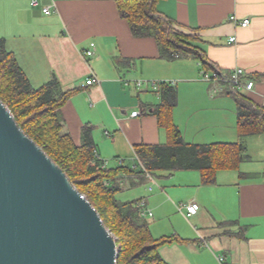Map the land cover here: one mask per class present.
<instances>
[{
    "label": "crops",
    "instance_id": "crops-1",
    "mask_svg": "<svg viewBox=\"0 0 264 264\" xmlns=\"http://www.w3.org/2000/svg\"><path fill=\"white\" fill-rule=\"evenodd\" d=\"M118 1L41 0L34 6L0 0V38L35 88L57 79L65 90L77 89L61 109L66 131L81 145L83 129L91 127L105 166L124 168L125 190L137 189L135 199H145L154 213L153 236L174 239L159 247L168 264H264V160L252 163L245 144L251 136L239 135L237 105L226 85L227 75L242 69V82L255 85L240 90L264 108V0L158 2L179 30L195 36L209 71L193 57L163 58L154 38L133 34ZM234 15L249 25L233 22ZM92 43L95 54L87 57ZM204 71L219 78L206 81ZM92 76L99 82L87 85ZM137 81L177 89L171 120L186 142L242 141L247 158L238 169L219 170L213 184H204L197 170L141 173L136 147L165 144L168 135L155 113L160 91ZM192 203L199 209L189 215Z\"/></svg>",
    "mask_w": 264,
    "mask_h": 264
},
{
    "label": "trees",
    "instance_id": "trees-1",
    "mask_svg": "<svg viewBox=\"0 0 264 264\" xmlns=\"http://www.w3.org/2000/svg\"><path fill=\"white\" fill-rule=\"evenodd\" d=\"M159 1L119 0L118 5L133 34L154 38L163 58L193 57L209 71L211 63L194 45L195 36L179 30L175 21L159 10ZM231 75L229 73L227 79ZM159 84L162 103L155 113L160 126L167 131L168 141L136 147L143 167L141 173L197 170L201 172L204 184H213L219 170L238 169L247 158L246 145L242 141L213 144L186 142L171 120V110L178 103L177 89L164 82ZM226 85L237 105L241 138L264 134V108L232 82L227 81ZM76 90H65L57 79L35 88L15 55L8 51L6 40L0 38V100L8 106L22 130L63 168L72 184L97 209L105 226L117 239V264H168L159 247L174 239L153 236L149 219L138 207L140 199L122 201L117 197L126 188L121 183L124 168L105 166L95 153L91 127L83 129L81 145L66 131L61 109Z\"/></svg>",
    "mask_w": 264,
    "mask_h": 264
},
{
    "label": "water",
    "instance_id": "water-1",
    "mask_svg": "<svg viewBox=\"0 0 264 264\" xmlns=\"http://www.w3.org/2000/svg\"><path fill=\"white\" fill-rule=\"evenodd\" d=\"M97 209L0 100V264H117Z\"/></svg>",
    "mask_w": 264,
    "mask_h": 264
},
{
    "label": "built area",
    "instance_id": "built-area-1",
    "mask_svg": "<svg viewBox=\"0 0 264 264\" xmlns=\"http://www.w3.org/2000/svg\"><path fill=\"white\" fill-rule=\"evenodd\" d=\"M31 2H32V4L34 6H39L42 3L41 0H31ZM43 11L46 14H51L52 13L50 6L43 7ZM231 20L233 22L239 23L241 27H247L249 25V23H250L249 19H244L241 22H238V18L235 15L231 16ZM230 40L234 41L235 38H231ZM83 53L87 57L93 56L95 54V43L91 44V49L85 50ZM243 75H244V71L242 69H237L235 72L232 73V75L228 79V81H230L233 84H235L239 89H243V88H246L248 90L253 89V87L255 85V82L254 81H249L248 83L244 84L242 82V76ZM202 77L206 81H213V80H216V79L219 78L217 73L210 74V73H208L206 71L202 72ZM98 82H99V79L96 76H92L91 78H89L87 80L86 84L87 85H92V84H95V83H98ZM136 84H137L138 87H143V86H146V85L149 84L151 86V88H153L155 91L159 92V90H160L159 82H150V83H148V82H144V81H137ZM139 114H140L139 111H135V112H133L132 115L133 116H137ZM95 153L98 155V151L96 149H95ZM83 197H86V196L83 195ZM138 207L142 210V213H143V215L145 217H147V218L153 217L154 213L149 208V206L147 204V201L145 199H141L139 201ZM198 209H199V205L195 204V203H192V204H189V205L186 206V210H187L189 215L196 214Z\"/></svg>",
    "mask_w": 264,
    "mask_h": 264
},
{
    "label": "rangeland",
    "instance_id": "rangeland-1",
    "mask_svg": "<svg viewBox=\"0 0 264 264\" xmlns=\"http://www.w3.org/2000/svg\"><path fill=\"white\" fill-rule=\"evenodd\" d=\"M245 144L250 149L249 155L252 156V159H253L252 163L256 164V167H257V164H258V166H259V164L260 165L263 164L262 160H264V156H263L264 155V134L253 135L251 137H248V139H245ZM134 189H127V190L120 192L117 195L118 199L122 200V201H130V200L135 199V197L138 195V193L136 191L137 189L136 190H134ZM148 219L151 220V218H148ZM150 227H151V224H150ZM110 232H111V230H110ZM112 235L115 237V235L113 233H112ZM115 239H116V237H115Z\"/></svg>",
    "mask_w": 264,
    "mask_h": 264
}]
</instances>
